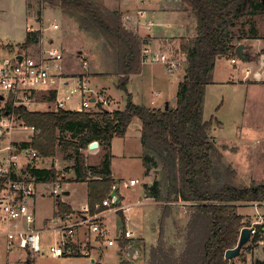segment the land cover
Here are the masks:
<instances>
[{
	"label": "trees",
	"instance_id": "1",
	"mask_svg": "<svg viewBox=\"0 0 264 264\" xmlns=\"http://www.w3.org/2000/svg\"><path fill=\"white\" fill-rule=\"evenodd\" d=\"M37 1L39 6L47 5L72 19L80 32L101 39L108 51L105 55L110 57L104 65L118 76L116 88L124 91L125 103L116 110L97 103L99 110L31 111L23 105L14 106L11 96L5 98L0 93V101L5 98L0 115L14 114L19 123L40 130L20 144L36 149L43 158H52L60 149L64 159L72 162L73 180L87 182V207L94 213L95 205L101 204L115 185L110 171L111 140L122 137L134 119H138L145 173L155 169L160 175L150 185L146 184L147 196L164 202L163 219L168 216L171 202H184L191 208L184 250L176 255L174 248L165 247L161 235L151 247L148 264H228L225 252L237 243L243 223L238 208L247 201L263 199L264 182L242 184L232 163L223 158L226 147L218 146L210 137L211 119L203 117L205 87L213 81L217 58L236 55V42L243 37H257L255 21L250 17L264 12L261 0H180L182 10L196 20L195 35L179 36L185 73L167 110L135 103L127 89L130 76L141 69V48L139 38L121 21L120 11L111 10L97 0ZM31 5L28 2L26 6ZM37 15V21H41V8ZM248 25L249 29L245 28ZM40 33V30L26 31L20 48L27 50L40 42ZM42 98L53 101L55 96L51 93ZM92 141H97L105 151L99 165L85 162L84 151ZM29 173L40 181L53 182L64 177L54 166L32 167ZM55 198L57 214L71 213L58 196ZM127 242L123 238L121 247ZM253 263L264 261L256 259Z\"/></svg>",
	"mask_w": 264,
	"mask_h": 264
},
{
	"label": "rangeland",
	"instance_id": "2",
	"mask_svg": "<svg viewBox=\"0 0 264 264\" xmlns=\"http://www.w3.org/2000/svg\"><path fill=\"white\" fill-rule=\"evenodd\" d=\"M97 1L106 4L111 10L120 11L122 15L121 21H123L124 26L128 30L132 31L136 37L139 38L140 48H150L148 41L149 39L151 40V38L149 35L153 34V36L160 37L155 40V53L165 54L170 59L180 61L181 66L173 70V72H167L165 65L160 61L150 63L154 64L155 73L157 74L152 75L146 73L144 75L134 76L128 85V90L133 93V100L137 104L142 101L151 108H164L165 102H168L169 105L173 104L172 99L175 97L178 82L185 73V56L179 48L180 37L175 36L179 30L181 31L180 33L183 32L180 26L181 23L184 22L183 14L179 12L181 11L180 8L182 3L177 0H166L165 12L151 19L148 17L149 14L147 13L153 9L152 0L148 1L151 2L152 5H149V3L146 5L142 0H138V2L137 0H129L131 4L126 3L123 7L121 6L122 4H117L116 0H112L111 2H106V0ZM132 1L134 3L137 2V5ZM28 2L32 5L26 8ZM40 6L37 0H0L1 62L5 61V59H3L4 56L6 59L10 58L9 60L12 61L16 49L20 50L18 51L20 54L35 56L43 49L41 41L48 47L50 44L49 39L54 40L51 44L59 46L63 51L64 75H71L79 78L84 77L87 79V84L91 91L98 97L96 104L102 101V105L109 110L121 109L125 103V93L116 88L118 76L111 74L110 66L104 65V62L110 60V57L107 56L108 51L106 53L105 46L102 44L101 39L87 35L85 32H80L77 28V24L73 22L72 19L59 14L49 7L47 8V5L41 4ZM39 8H41L42 11V25L40 21H37ZM139 10H144V14H139ZM125 13L126 16H124V18L123 15ZM189 16L187 15L189 20L186 26V33L182 34L187 37H193L195 35L196 20L193 16ZM250 19L253 23L255 21L256 25L254 29L256 33L259 34L260 31V34H264V12L252 16ZM54 23L58 25V28H53L52 25ZM141 23L143 25L139 27ZM31 30H40V42L32 44L27 50H22V48H20V43L23 42L26 31ZM229 58V56L217 58L216 82L212 81L205 87L203 117L205 120L211 119L212 126L210 137L217 142L218 146L226 147L225 150L222 151L223 158L231 162L236 169L238 181L244 185L260 184L264 182V81L256 84L250 80L251 78L243 84H232L226 81L235 73L234 64L230 62ZM236 58L239 59L238 57ZM85 60L86 64L84 66L83 62ZM239 63L242 62L239 61L238 65ZM148 65L149 64L146 66ZM238 80L236 79L235 82ZM3 95L5 98L8 96L7 94ZM42 96L49 97L50 94H48V91L45 92L41 89H37L34 92L35 102L28 106V110H51L53 104L48 107L46 103L44 104L42 102ZM5 98L0 101V106L4 104ZM74 98L75 99L71 101L70 104L77 103V97ZM93 107L95 110H99L96 109L95 104ZM14 118L15 126L9 134L1 136L0 141L4 139V143L8 142V140L15 143L19 140L29 139V131L18 127L19 124L17 125V123H19V120L15 116ZM137 127H141L140 121L134 119L130 124L128 130L129 134L125 144L116 141L113 151L133 150L137 144L134 140L138 131ZM66 136L69 137V134ZM104 153L105 151L101 147H99L96 154L88 151V154L85 155L86 164L98 163L103 158ZM52 157L51 159L56 160V163H58L56 169L64 175V177L59 180L62 188L64 190L69 189L70 191L68 202L72 204L80 203V205H83L86 200L84 186L78 183H72L73 186L68 184L69 181L67 178L70 177V173L73 174L70 170V166L72 165L71 160H65L64 153L60 149ZM46 159H50V157ZM38 161V158L33 160L34 163ZM117 167L124 172L127 176L126 178L131 176L138 179L136 176L139 170L138 162L133 158L118 163ZM143 170L145 172L144 166ZM158 176H160L159 171L157 172L155 169H152V174L150 175L151 183L158 178ZM54 182L56 181L45 185H43V183L40 185L38 184L40 191L38 193L39 189L37 187L34 207L35 216H37L39 222L44 218H49V220L54 218V216H52L54 195L47 196L52 190ZM140 185L142 186L141 183L137 186L139 187ZM124 192L125 201L132 203L136 202V205L130 208V212L124 211L129 218L125 221V224L121 221L120 216L112 222L115 228L109 231L108 236L119 239L124 227L128 231H134L133 235L135 237L142 236L144 242L141 246L138 245L139 248L141 247L139 256H141L142 259L119 255L117 240L116 246L107 248L113 252L115 256L113 258H106L103 256V263L148 264L151 247L158 243L161 235L165 247L174 248L176 251L175 254H180L185 248L184 244L187 233L186 224L191 214L190 205L180 201L171 202L168 204V206H170L169 211H167L168 216L163 219V214L165 215L163 201H158L157 204L153 201H150L151 203L146 202L142 189L129 196L126 195L128 193L127 191ZM43 194L46 196H41ZM59 197L62 198V194H60ZM251 209L250 206L246 205L240 206L238 211L241 215L245 216L251 212ZM77 214L81 215L83 211ZM133 222L136 227H134ZM43 224L45 226L43 229H45L48 220H44ZM4 230L5 223L1 221L0 235ZM41 233L42 249L40 253L34 255V264H84L90 260L88 257L76 254L69 256H52L48 249L50 246H54V244L59 242L57 239L59 233L56 230L41 231ZM90 233H94V236L98 237V234L95 232H87L86 235L89 236ZM18 253L21 254V257L18 256L17 258ZM245 254L243 252L241 256L245 255L246 263H243L244 261L241 256L233 258L234 262L237 264H253L256 259L263 261L264 246H257L255 250L253 249L245 252ZM25 255L26 251L24 249H19V251H17V249L7 251L6 248L4 249L3 245H0V264H33L32 259L30 262H27V259L31 257ZM15 258H17L16 261Z\"/></svg>",
	"mask_w": 264,
	"mask_h": 264
},
{
	"label": "built area",
	"instance_id": "3",
	"mask_svg": "<svg viewBox=\"0 0 264 264\" xmlns=\"http://www.w3.org/2000/svg\"><path fill=\"white\" fill-rule=\"evenodd\" d=\"M144 12V10H139V14L141 15ZM52 26L54 29L58 28L56 23ZM19 55L20 58L18 59V55L15 54L12 61L5 60L1 62L0 59V93L11 96L14 106L23 105L28 108L29 105L35 102L34 92L37 89H41L45 92L48 91L50 95L51 93L54 94L55 98L52 101V109L55 110L61 108L86 111L93 110L94 104L96 107L98 97L89 88L87 79L74 76L76 79L73 78L72 83L68 84L70 77L64 75V58L61 48L49 44L48 47H43L40 53H37L35 56ZM140 56L141 64L160 61L165 65L167 72H173V70L181 66L179 60L170 59L165 54L154 53L151 47H142ZM231 61L234 62L235 59ZM85 64L86 60L83 62L84 66ZM74 97H77V103L70 104L75 99ZM93 97L94 100H91ZM100 102L103 104L102 101ZM101 107H104V105H101ZM14 121V114H6L0 117V137L10 133L15 126ZM18 124L20 128L29 131V139L40 131L38 128L32 126ZM35 158L40 159L43 157L31 146H22L20 142L15 144L10 140L0 145V222L5 223L4 234L6 236L5 247L7 251L22 248L28 251L31 256L40 253L42 249L41 231L48 230V225L52 224L54 227L52 230H58L61 233L59 242L48 249L52 256L72 254L89 256L84 247L78 246L79 248H77L71 243L70 239L75 234L74 228L80 224H84L88 226L87 232H95L98 236L105 237L107 232L99 224L98 219L103 216L102 213L106 210L115 208L120 203V196L112 191L101 204L95 205L96 211L94 213H90L88 207L83 208L82 211L85 216L81 220L67 223L68 219L66 218L62 219V222L59 223L58 217H54L49 220V224L46 225L45 229H41L36 225L37 216H35V212L30 206V200L36 194V183H38V180L30 173L22 171L25 165ZM53 162V166L57 168L58 163H56V160ZM130 183H136V179H131ZM63 192L64 189L61 186V182L59 180L54 182L50 194L52 196L60 195ZM246 205L252 209L250 213L243 216L240 233L243 228H248L249 238L241 253L251 251L257 246H264V198L247 201L243 206ZM128 234H130L129 231L126 232L125 238ZM107 243L108 245H112L114 244V240L108 239ZM228 264L237 263L233 259H230Z\"/></svg>",
	"mask_w": 264,
	"mask_h": 264
},
{
	"label": "crops",
	"instance_id": "4",
	"mask_svg": "<svg viewBox=\"0 0 264 264\" xmlns=\"http://www.w3.org/2000/svg\"><path fill=\"white\" fill-rule=\"evenodd\" d=\"M111 1L112 0H106V2H111ZM142 1H143V3H146V5L148 3H149V5L150 4L152 5V3H153V9H151L147 13V14H149L148 17H150L151 19H154V17H157L158 14H161L162 12H165V10H166V6H165V4L167 3L166 0H157V1L156 0H152V3L148 2L150 0H142ZM167 1H171V0H167ZM177 1L180 2V0H177ZM129 2H131V1H129V0H116V3L119 4V5L122 4L121 5L122 7H123L124 4L129 3ZM137 2H138V0H137ZM136 3H134V4H136ZM129 4H131V3H129ZM26 8H27V6H26ZM180 10L181 11H179V12L183 14L182 16H183V20H184V22L181 23L180 26H181V28L183 30L182 33H186V28H187L186 26H187V23H188V20H189L188 18L190 16L184 10H182V8H180ZM27 14H28V12H27ZM187 15L189 17H187ZM124 16H126V13L123 15V17ZM138 19H140V18H138ZM40 23H41V21H40ZM41 25H42V23H41ZM142 25H143L142 23L139 24V27L142 26ZM248 27H249V25H248ZM248 27L245 26V28H248ZM143 29H145V28H143ZM152 29H151V31H152ZM180 32L181 31L179 30L176 33L175 36H177V37L178 36H184V34H182ZM43 34H44V32H43ZM150 35H152V36H150ZM150 35H149V37L151 38V40L149 39L150 42L148 41V43H149V46L152 48V51L155 53V43H156L155 40L160 38V37L153 36V34H150ZM185 35H187V34H185ZM256 36L257 37H255V38H253V37H243L242 40H239V41L236 42V46L243 44V48L241 50V53H243V58L240 59L237 55L230 56L229 59H230V62L232 64H234L235 73H233L231 75V77H229L226 81H228V82H230L232 84H237V83L243 84L245 81L249 80L250 78H251L250 80L252 82H254V84L260 83L261 81H264V34H260V31H259V34L256 33ZM42 40L44 41L43 38H42ZM49 40H50V44L52 43V41H54V40H51V39H49ZM41 43L43 44L42 45L43 47H47L42 41H41ZM57 47H59V46H57ZM18 51H20V50L16 49V52H15L16 55L20 54V52H18ZM15 54H13V55L15 56ZM236 57H238L239 59H237ZM3 59L9 60L10 58L6 59V57L4 56ZM232 59H235V61L232 62L231 61ZM239 61H241L242 63H239V65H238ZM217 62H218V60L216 59L215 64H214V68H213V81L214 82H216V79H217V76H216V73H217V71H216ZM146 65L147 64H145V65L141 64V69L138 72V74H134V75L130 76V80H129L128 84H127V89H129L128 85L130 84V82L132 80V77L138 76V75H144L146 73H149V74H152V75L157 74V73H155L156 71L154 69V64H149L148 66H146ZM64 69H65V67H64ZM162 73H163V71H162ZM67 77H70V79L68 80V84L72 83V81L74 79H76V77L71 76V75H68ZM72 78H74V79H72ZM236 79L237 80L239 79V80L237 82H235ZM128 91L132 94V97H133V93L130 90H128ZM176 93H177V91H176ZM41 100H42V102L44 104L46 103V105H48V107L52 104V100L49 101L47 98H44V99L41 98ZM141 104L147 106V104L146 103L144 104L142 101H141ZM148 107H150V106H148ZM153 108H155V107H153ZM0 116H2V115H0ZM129 128H130V125H129ZM129 128L127 129L126 133L122 137H114L111 140V143H110L111 144V146H110V153H111L110 171H111V174H112V178L115 179V185L110 190V192L106 195V197L112 191H114L118 196H120V203L115 208H111L109 210H106L104 213H102L103 216L100 219H98L99 224L107 232L106 236L105 237H100V236H98V237L96 236L95 237L94 233H90V235L88 236V235H86V233H87L86 231H88V226L84 225V224H80V225H78V226H76L74 228L75 234L70 239L71 243L74 246H76L77 248H79L78 246H82V247H84L85 250H87L89 256H85V257H88L90 260L88 262L84 263V264H91V263L104 264L103 263V261H104L103 260V256L106 257V258L107 257L113 258L115 256V254L113 252H111L107 248L112 247V246H116V244H117L116 241L117 240H118L117 249H119V255L126 256V257L128 256V257H131V258L142 259L141 256H139V254L141 253V250H140L141 247L140 248L138 247V245L141 246V244L144 242V239H143L142 236L135 237L133 235L134 231L129 230L130 234H128V236L125 238L126 232L128 231V230L126 231L125 227L123 228V230H122L123 232H121V234H120L121 236L119 237V239H116V238L114 239L113 237H109L108 236L109 231H111L112 228L113 229L115 228V225L112 222H114V220L117 217L120 216L121 221L125 224V221H127L129 218L127 217V215L125 214L124 211H127V212L129 211L130 212L131 211L130 208L134 207L136 205V202L132 203V202L125 201L126 198L124 196V194H125L124 191H127L128 193L126 195L129 196V195H132L134 193H137L138 190L142 189L146 202L149 203L150 201H153L156 204L158 203V202L154 201L151 197L147 196L146 184L147 183L149 185L151 184L150 175L152 174V170L149 171L148 173H145L144 170H143V164H142L141 156H140L141 155V151H142V144L140 143V128L141 127H137L138 131H137L136 136L134 137L135 138L134 139L135 143H137V144L135 145V148L133 150H130V151L122 150L120 152L113 151L115 149L114 146H115L116 141L120 142L121 144H125V142H126V140L128 138V134H129L128 130H129ZM28 137H29V135H28ZM29 140L30 139H28V140L25 139V140H22V141H29ZM19 141L22 142L21 140H19ZM19 141H17V142H19ZM17 142H15V143H17ZM3 144H4V139H1L0 145H3ZM98 149H99V144L94 149H90L89 147L87 148V150L90 153H93V154L94 153L96 154ZM86 151H85V155L88 154V151L87 152ZM131 158H133L134 160H136L138 162V169H139L138 172H137V175H136L138 179H136V183H134V184L130 183V180L133 179V177L130 176V177L126 178L127 176L124 174V172L121 171L117 167L118 163H120L122 161H125V160H128V159H131ZM53 161L54 160H52L51 158L50 159L40 158L39 161L35 162V163L32 160V161H30L29 163H27L25 165V167H24V169L22 171L24 173H29V169L32 168V167L50 169L54 165ZM100 161L98 163H93V165H99L101 163ZM70 170L73 172L71 166H70ZM69 176L70 177H68V178L65 177L69 181L68 184H71V186H73L72 183H74V184L78 183V184H82L84 186L86 200H85V203L83 205H80V203L79 204L78 203L77 204H72V203L68 202V199H69L68 197L70 195L69 189H65L64 190V192H67V194H64V192H63L62 193V196H63L62 198L59 197V195H54L52 216H54V217L58 216V222L59 223L62 222L61 221L62 219H66V218L68 219L67 223H71V222H75V221L81 220L85 216L84 213L81 214V215H79L77 213H79L80 211L83 210V208L88 206V197H87V188H88L87 185L88 184H87V182H79V181L73 180L74 173L73 174L70 173ZM41 183H43V185H45V184L50 183V182L49 181H40V180H38V183H36V189L38 187V184L40 185ZM140 183L142 184V186L140 185L138 187L137 185L140 184ZM38 189H39V187H38ZM46 190H48V189H46ZM39 191H40V189L38 190V193H39ZM36 192H37V190H36ZM43 193H44V190H43ZM49 195L51 196L50 193L47 196H49ZM41 196H46V195L43 194ZM56 196H58L61 199V201L70 208L71 213H69V214L67 213V214H63V215H60V214L56 213V198H55ZM32 198L33 199L30 200V206L33 209V211L35 212V207L34 206H35L36 194ZM104 209H106V208H104ZM131 219H132V217H131ZM44 220H48V224H49V218H44L41 222H39V220L37 218V221H36L37 227H39L41 229L43 227H45L44 224H43ZM111 223H112V225H111ZM133 225H134V227H136L134 222H133ZM48 226H49V229L48 230H42V232L50 231V230H52L54 228L52 224H51V226H50V224ZM56 231H58V230H56ZM58 233H59V231H58ZM41 235H42V233H41ZM60 238H61V233H59V237L57 239L60 240ZM121 238H124L125 240H128L127 245L124 248L121 247V241H122ZM108 239H113L114 240V244L108 245V243H107ZM85 243H87V244H85ZM5 244H6V236H5L4 232H2V234L0 235V245L1 246L3 245L4 249L6 248ZM256 248H254V250ZM16 249H17V251H19V249H22V248H16ZM126 252H128V253H126ZM20 255L21 254L18 253L17 254V258ZM26 255L28 257H31L30 259L29 258L27 259V262H30L31 259H32L33 260V264H34V256H31L28 253V251H26ZM76 255H81V254H76ZM245 255H247V254H245ZM245 255H244V258L242 259L244 261L243 263H246ZM65 256H69V255H65ZM17 258H15V261L17 260ZM107 264H110V263H107Z\"/></svg>",
	"mask_w": 264,
	"mask_h": 264
},
{
	"label": "water",
	"instance_id": "5",
	"mask_svg": "<svg viewBox=\"0 0 264 264\" xmlns=\"http://www.w3.org/2000/svg\"><path fill=\"white\" fill-rule=\"evenodd\" d=\"M261 2L264 5V0H261ZM242 48H243V44L237 45L234 51L240 59L243 58V53H241ZM17 58L19 59L20 55H18ZM175 98L176 97H173L172 102L175 100ZM91 100H94V97ZM168 105H169L168 102H165L164 108L166 110L169 108ZM88 145H89V148H92V149L98 146L97 141H92ZM64 194H67V192H64ZM248 238H249V229L243 228L235 247H231L230 249L226 250L225 255H224L225 259L230 260L235 257H238L241 253L242 248L247 243Z\"/></svg>",
	"mask_w": 264,
	"mask_h": 264
}]
</instances>
